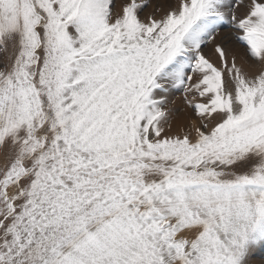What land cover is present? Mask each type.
Returning <instances> with one entry per match:
<instances>
[{
    "label": "snow or ice",
    "instance_id": "snow-or-ice-1",
    "mask_svg": "<svg viewBox=\"0 0 264 264\" xmlns=\"http://www.w3.org/2000/svg\"><path fill=\"white\" fill-rule=\"evenodd\" d=\"M0 264H264V0H0Z\"/></svg>",
    "mask_w": 264,
    "mask_h": 264
}]
</instances>
